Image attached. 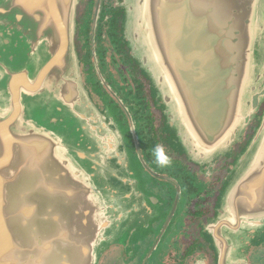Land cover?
<instances>
[{
  "label": "water",
  "instance_id": "obj_1",
  "mask_svg": "<svg viewBox=\"0 0 264 264\" xmlns=\"http://www.w3.org/2000/svg\"><path fill=\"white\" fill-rule=\"evenodd\" d=\"M77 3L0 0V264H98L162 213L139 167L159 175L84 86ZM124 5L129 54L187 159L226 155L263 106L202 230L219 264H248L264 239V0Z\"/></svg>",
  "mask_w": 264,
  "mask_h": 264
},
{
  "label": "flooded vegetation",
  "instance_id": "obj_2",
  "mask_svg": "<svg viewBox=\"0 0 264 264\" xmlns=\"http://www.w3.org/2000/svg\"><path fill=\"white\" fill-rule=\"evenodd\" d=\"M125 10L124 0H78L74 42L82 80L93 102L115 112L133 155L138 149L147 166L159 175L140 168L145 189L159 197L162 213L145 236L127 249L110 247L98 264H193L199 258L205 264H219L203 236V226L214 216L225 177L252 135L263 106L242 140L226 155L202 165L187 159L172 144L149 81L129 54ZM157 146L170 158L168 166L156 163ZM246 257L248 264H264V239L250 244Z\"/></svg>",
  "mask_w": 264,
  "mask_h": 264
},
{
  "label": "clouds",
  "instance_id": "obj_3",
  "mask_svg": "<svg viewBox=\"0 0 264 264\" xmlns=\"http://www.w3.org/2000/svg\"><path fill=\"white\" fill-rule=\"evenodd\" d=\"M154 156L156 163L162 167L168 166L171 163L170 158L165 155L163 148L159 146L154 149Z\"/></svg>",
  "mask_w": 264,
  "mask_h": 264
},
{
  "label": "rangeland",
  "instance_id": "obj_4",
  "mask_svg": "<svg viewBox=\"0 0 264 264\" xmlns=\"http://www.w3.org/2000/svg\"><path fill=\"white\" fill-rule=\"evenodd\" d=\"M119 83H121V81H119ZM117 84V83H116ZM144 92H145V94L147 95L148 94V90H147V84L145 83V85H144ZM115 113V112H114ZM116 115V114H115ZM139 170H140V167H139ZM156 220V219H155ZM138 240V239H137ZM137 240H136V242H137ZM133 244V243H132ZM132 244H130V245H132ZM115 245H120V246H123L124 248H125V245H123V244H121L120 242L119 243H116V244H114V245H112V246H115ZM129 245V246H130ZM112 246H110V247H112ZM129 246L128 247H126V249L127 248H129ZM247 258V257H246ZM117 264V263H116Z\"/></svg>",
  "mask_w": 264,
  "mask_h": 264
}]
</instances>
